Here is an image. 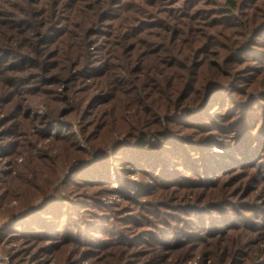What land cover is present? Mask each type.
<instances>
[{"label":"rangeland","instance_id":"374dc122","mask_svg":"<svg viewBox=\"0 0 264 264\" xmlns=\"http://www.w3.org/2000/svg\"><path fill=\"white\" fill-rule=\"evenodd\" d=\"M0 264H264V0H0Z\"/></svg>","mask_w":264,"mask_h":264}]
</instances>
